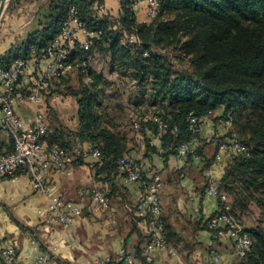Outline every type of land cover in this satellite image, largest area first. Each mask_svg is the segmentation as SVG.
<instances>
[{"label": "trees", "instance_id": "16d2710c", "mask_svg": "<svg viewBox=\"0 0 264 264\" xmlns=\"http://www.w3.org/2000/svg\"><path fill=\"white\" fill-rule=\"evenodd\" d=\"M157 1V14L140 22L136 0H121L118 17L99 12L104 0H48L38 16L37 28L12 46L0 65L9 68L16 58L42 59L75 7L83 25L99 34L91 38L88 49L76 42L71 53L73 68L51 80L50 91L44 93V97L72 95L79 105L78 127L49 128L50 142L71 153L84 141L99 149L96 177L109 183L107 189L99 188L112 206L113 193L119 189L116 178L122 173L120 159L135 153V139L129 132L136 123L134 116L147 146L156 151L152 139L159 138L162 154L168 156L180 154L183 144L201 139L200 131L191 127V116L202 124L206 116L223 108L222 117L231 119L232 124L225 136L218 137V149L222 140L237 138L247 150L232 155L219 180V191L227 196V201L218 198L219 210L229 204L230 213L242 224L252 202L264 212V0ZM129 35L139 41L125 42ZM96 55L109 58L112 71L130 76L139 86L138 94L127 96L134 114L126 123L121 122L118 112L128 106L116 101L121 100L120 93L109 91L115 82L90 65V57ZM10 57L13 59L6 61ZM73 72L80 76L78 83H73ZM126 125L128 130L122 128ZM147 130L152 138L146 137ZM199 149L187 155L200 154ZM81 157L75 154L73 163ZM138 204L135 214L143 221L137 213ZM151 221L149 213L150 228ZM161 221L170 243L173 233L163 212ZM208 223L205 226L209 228ZM150 228L144 245L137 248L140 254L152 237ZM244 228L253 243L247 254L239 257V264H264V228L260 224ZM211 231L219 235L218 230Z\"/></svg>", "mask_w": 264, "mask_h": 264}, {"label": "crops", "instance_id": "0c3cea01", "mask_svg": "<svg viewBox=\"0 0 264 264\" xmlns=\"http://www.w3.org/2000/svg\"><path fill=\"white\" fill-rule=\"evenodd\" d=\"M47 1H10L0 20V60L13 45L20 43L37 28L38 16ZM104 4L107 14L116 17L120 15L121 0H104ZM135 11L140 22L151 20L146 0H136ZM83 39L84 35L81 34L78 42ZM12 59L10 57L6 61ZM104 61L108 62L109 69L115 76L107 75L105 68L99 70L115 82L109 91H117L122 98L139 93V86L134 79L128 76L130 85L126 87L119 80L126 76H119L112 71L109 59ZM44 68V60L40 63H36L35 58L29 60L26 75L21 78L14 92L15 109L23 118L25 126H30L36 114L44 111L51 131L59 126L76 129L79 125V105L72 95L54 94L44 97L40 102L28 100V95L36 86L38 73ZM3 90L0 81V94ZM129 106L133 107V104ZM223 113L221 108L204 118L201 139L192 142L194 149L200 148L201 153L190 157L179 153L164 156L159 138L152 139L157 150H151L140 131L138 119L134 116L136 123L129 128V132L135 139L134 151L143 166L144 180L129 181L123 173H119L116 178L119 189L113 193L110 209H104L90 196L92 188L107 189L109 186V183L96 177V164L99 160L94 157L82 156L81 160L75 161L71 174L58 171L49 173L47 179L52 189L66 203L80 208L75 213L73 226L47 221V196L33 188L31 178L25 170L1 180L0 258L2 250L7 246L16 248L22 264H31L43 254L49 255L45 264H96L99 257L118 258L122 247L138 253V246L144 245L146 241L149 225L137 218L134 207L146 190L147 180L155 172H160L164 181L161 192L162 212L173 233L170 243L177 254L157 249L150 258L146 259L138 253L139 257L147 264H239L240 258L234 250V233L227 230L222 235H214L205 226L219 210L218 199L207 193L208 163H211L214 174L220 180L233 155L229 150L224 151L220 158L216 155L218 137L225 136L229 130L222 117ZM146 137L152 138L150 130H147ZM78 145L91 146L88 141L78 143L75 147ZM13 148V136L0 127V154ZM254 204L255 202L251 203L247 215H250ZM247 215L243 217L244 221L247 220ZM246 223L251 225L247 228H251L260 222L245 221ZM213 251L221 254V261L213 260Z\"/></svg>", "mask_w": 264, "mask_h": 264}, {"label": "built area", "instance_id": "2783aa9c", "mask_svg": "<svg viewBox=\"0 0 264 264\" xmlns=\"http://www.w3.org/2000/svg\"><path fill=\"white\" fill-rule=\"evenodd\" d=\"M148 15L153 18L158 11L159 3L157 0H146ZM99 12L107 14L105 5H100ZM84 35L81 41L82 47L88 49L91 47L94 36L99 33L90 32L76 16V9H71L70 17L64 22L62 31L46 49V54L40 60L35 59L36 63L44 60L45 68L38 73L36 86L28 95V100L40 102L44 98V93L49 92V83L51 80L67 74L74 66L72 62V49L80 35ZM135 35H129L125 42H138ZM29 60L16 58L9 68L0 65V81L3 85V92L0 94V127L8 130L14 139V150L9 153L0 154V181L15 176L19 170H25L32 181L33 188L46 194L48 199V209L46 219L49 223H61L73 226L75 213L79 212L78 206H71L66 203L62 197L56 193L48 184L47 175L52 171H58L63 174H71L72 164L75 154L82 156H91L96 160L101 159V152L92 146H76L73 153L67 151L56 142L49 140V126L47 115L44 111H39L33 123L25 126L23 118L17 112L14 106L15 89L26 75ZM83 65L86 61L83 60ZM191 127L195 131H201V124L196 116H191ZM228 127L231 126V119L225 120ZM194 150L192 142L185 143L180 147V154L187 155ZM234 153H243L247 150L246 146L237 138H227L220 142L217 152V158H220L224 151ZM120 169L129 181H140L143 172L142 164L137 160L135 153H126L119 162ZM208 184L207 193L216 197H221L227 201V196L219 191V179L214 174L213 166L207 168ZM164 187V181L160 172H155L151 176L149 184L139 201L137 213L148 223V215L151 214L150 222L152 237L145 245L142 255L150 258L157 249L166 250L169 254H177L163 232L162 203L161 192ZM92 200L98 203L104 209H110L111 203L106 192L98 187L90 190ZM231 206L227 204L221 208L214 216L209 219V229L218 230L222 235L230 230L235 235L234 250L238 257H244L250 250L253 243L251 234L244 226L230 213ZM228 227L227 230H224ZM138 253L128 251L125 247L119 250L118 258L99 257L96 264H147ZM214 261H221L222 256L219 252L213 251ZM49 260L48 254L40 255L31 264H45ZM0 264H22L19 261L17 250L14 246H7L2 250Z\"/></svg>", "mask_w": 264, "mask_h": 264}, {"label": "rangeland", "instance_id": "374dc122", "mask_svg": "<svg viewBox=\"0 0 264 264\" xmlns=\"http://www.w3.org/2000/svg\"><path fill=\"white\" fill-rule=\"evenodd\" d=\"M147 13H148V11H147ZM107 59H109V58L100 57V55L99 56L96 55V56H91L89 60H90L91 67L96 68L98 70H102L103 68H105V73L110 76L113 73L109 69L110 67H109L108 62L106 63L104 61V60L107 61ZM75 69H73V71ZM112 76L115 78L114 74ZM127 77L128 76L124 77L123 79H119V80H122L123 84L126 87H129L130 84L128 82L129 80L127 79ZM79 78H80L79 74L77 72H73V83H78ZM124 100H126V102H124ZM116 101H118V102L120 101V103L128 106V107L125 108V110H119V112H118L120 117L123 119V120H121V122L126 123L128 121L127 119L130 118L133 115V111L131 110V108L127 104L128 103V98L125 95V97H123L121 100L117 99ZM129 122H130V120H129ZM122 128L128 130L127 125L122 127ZM245 215H247V214H245ZM246 219L247 220H245V221H248V222H251V223H254L255 221H258V222H260L259 224L261 225V227L264 228V212H263V209L261 207H259V205L257 203H255L253 205V208H251L250 215L248 214ZM245 221L242 218V225L247 228L248 224L247 223L245 224ZM249 226H251V225L249 224Z\"/></svg>", "mask_w": 264, "mask_h": 264}, {"label": "water", "instance_id": "95a60500", "mask_svg": "<svg viewBox=\"0 0 264 264\" xmlns=\"http://www.w3.org/2000/svg\"><path fill=\"white\" fill-rule=\"evenodd\" d=\"M11 0H0V20Z\"/></svg>", "mask_w": 264, "mask_h": 264}]
</instances>
